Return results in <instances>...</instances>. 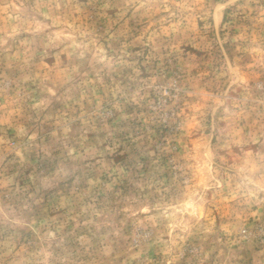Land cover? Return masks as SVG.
Segmentation results:
<instances>
[{"label": "rangeland", "instance_id": "obj_1", "mask_svg": "<svg viewBox=\"0 0 264 264\" xmlns=\"http://www.w3.org/2000/svg\"><path fill=\"white\" fill-rule=\"evenodd\" d=\"M0 264H264V0H0Z\"/></svg>", "mask_w": 264, "mask_h": 264}]
</instances>
